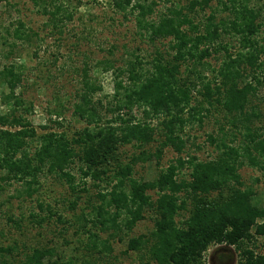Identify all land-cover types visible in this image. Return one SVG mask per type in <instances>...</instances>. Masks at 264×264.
Wrapping results in <instances>:
<instances>
[{
    "label": "trees",
    "instance_id": "1",
    "mask_svg": "<svg viewBox=\"0 0 264 264\" xmlns=\"http://www.w3.org/2000/svg\"><path fill=\"white\" fill-rule=\"evenodd\" d=\"M77 1L75 5L73 0H32L37 11L47 16L52 31L59 34L73 20L81 0ZM111 3L126 18L135 17L143 39L153 44L168 40V48H158L150 59L132 52L121 67H115L112 60L93 66L85 60L73 113L86 126L71 135L67 130L53 131L48 123L42 128L49 131L37 132L28 119L34 105L16 92L26 78L25 67L5 63L0 84H5L9 93H0V98L10 107L0 113V180L23 181L29 195L42 174L65 180L76 193L87 190L88 178L93 180L99 188L96 203L91 212L78 217L79 228L89 234L87 248L91 252H111L110 237L133 231L146 213L152 212L154 230L127 242L126 252L140 253L141 264H207L205 254L215 244L233 247L239 253L238 264H264V253L258 251V237H264V206L253 203L255 190L240 173L245 165L264 171V125H256L262 113L253 102L264 86L263 9L252 0H186L183 5L167 7L154 19L158 1ZM207 9L210 14L196 20ZM1 34L4 44L10 46L6 59L39 40V34L21 20ZM218 53L222 58L218 67L212 68L208 58ZM207 66L213 70L212 77L203 71ZM94 68L114 69L113 101L105 107L113 115L107 122H103L102 99L94 100L103 90L92 77ZM125 74L127 84L121 78ZM55 102L49 112L56 117L50 118V123L62 128L68 107L58 96ZM135 108L141 110L142 117L135 115ZM215 109L232 127L221 123L219 135L208 136L217 154L201 160L189 153V146L196 143L190 135L185 137L186 129L196 122L202 125L204 113ZM159 133V146L155 152L147 151ZM35 140L40 145L32 150ZM127 144L136 146L139 153L123 162L120 150ZM167 147L179 156L157 178L134 177L141 162L159 165ZM76 166L79 178L73 173ZM185 168L190 170L188 177L183 175ZM1 181L0 191L5 188ZM150 191L158 196L154 198ZM215 192L217 197H213ZM39 207L43 209L42 204ZM97 227L111 232L106 240H98ZM0 264L15 263L1 254ZM17 264L91 262L67 260L53 248L34 247Z\"/></svg>",
    "mask_w": 264,
    "mask_h": 264
},
{
    "label": "rangeland",
    "instance_id": "2",
    "mask_svg": "<svg viewBox=\"0 0 264 264\" xmlns=\"http://www.w3.org/2000/svg\"><path fill=\"white\" fill-rule=\"evenodd\" d=\"M155 1H158V6L153 15L154 19L159 18L167 7L183 5L186 2V0ZM77 2L73 0L75 5ZM252 3L263 9L261 20L264 21V0H252ZM75 10L73 20L68 22L65 31L59 34L57 31H52L47 24V16L37 11L32 0H0V35L7 27L16 26L19 20L39 34V40L31 46L20 47L18 50L20 54L15 51L9 59H6L5 54L10 46L8 43L5 45V40L0 38V69L8 62H17L25 67L26 78L16 92L22 95L27 104L34 105V111L28 119L39 134L46 133L50 129L53 131L58 129L57 131L67 130L71 135L86 126V123L73 113V105L78 101L76 95L81 88L80 72L85 60L92 66L102 60H112L115 67H121L125 65V59L129 58L132 52L150 59L158 48L161 50L168 48V40L153 44L143 39L135 17L126 18L123 13L116 12L111 0H81ZM210 12L211 9H207L204 13L198 14L196 20L204 19ZM222 55L218 53L208 58L212 68L218 67L219 57L222 58ZM211 67L203 68L204 73L210 77L213 75ZM91 74L103 87L94 100L102 99L103 122H107L113 115L106 108L107 103L113 101L115 92L114 69L105 72L102 68H94ZM121 78L125 84L129 83L127 74ZM0 93L2 95L9 93L5 84H0ZM57 96L68 107L64 113L66 122L62 128L50 123V118L55 119L56 116H52L49 109L55 107ZM253 102L257 105V110L262 113V118L256 120V125L260 127L264 125V86L260 87ZM9 107L4 105L0 98V113L7 111ZM134 113L142 117L140 109L135 108ZM204 117L202 125L196 122L192 127H187L185 137L190 135L196 143L189 146L190 154L198 155L201 160H209L214 158L217 152L208 136L219 135L221 123L226 127L232 125L225 123L223 113L220 114L216 109L210 113L205 112ZM157 122L158 119L153 121L154 124ZM47 123L52 128L45 130L42 126ZM160 134L156 135L157 141L147 145V151L155 152L162 139ZM239 141L237 140V144ZM31 144L33 150L40 145V142L35 140ZM196 145L201 149H197ZM135 153H139V149L133 144L124 145L120 150L123 162H128ZM178 156L172 147H167L159 165L155 161L141 162L136 165L134 177L145 180L155 179ZM73 173L77 178L80 177L77 166L73 168ZM189 173V169L183 170V175L188 177ZM240 173L245 183L252 185L255 190L253 203L264 206V171L245 165ZM2 174L0 170V176ZM1 183L5 188L0 191V248H4L5 251L0 250V256L4 254L7 259L17 264L19 258L20 260L24 258L26 251L30 252L34 247H41L53 248L67 260L72 257L79 262L85 259L91 264H141L140 253L126 252L127 242L131 237L141 234L148 236L154 230L155 221L152 212H147L145 219L140 221L133 231H124L114 238L110 237L113 250L102 255L87 248L90 243L89 234L82 232L78 222V217L83 213L91 212L92 204L96 203L99 188L93 185V180L88 178L87 190L76 193L70 189L65 180L55 175L42 174L39 183L33 185L35 189L33 195L28 194V185L23 181L13 180L10 183L1 181ZM101 185L105 187L106 184L101 183ZM150 194L154 198L158 196L154 191H150ZM217 196L218 193L215 192L213 197ZM39 204L43 205V209ZM94 232L98 234L100 241L106 240L111 233L103 231L100 227L94 228ZM9 247L14 248L6 251ZM258 251L264 253V237H258ZM238 260L239 253L233 247L219 244L212 245L205 254L207 264H238Z\"/></svg>",
    "mask_w": 264,
    "mask_h": 264
}]
</instances>
